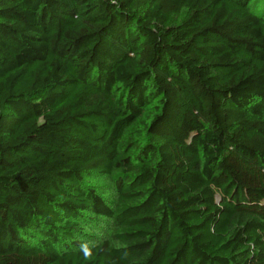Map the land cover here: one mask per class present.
<instances>
[{"label":"trees","instance_id":"1","mask_svg":"<svg viewBox=\"0 0 264 264\" xmlns=\"http://www.w3.org/2000/svg\"><path fill=\"white\" fill-rule=\"evenodd\" d=\"M0 264H264V0H0Z\"/></svg>","mask_w":264,"mask_h":264},{"label":"clouds","instance_id":"2","mask_svg":"<svg viewBox=\"0 0 264 264\" xmlns=\"http://www.w3.org/2000/svg\"><path fill=\"white\" fill-rule=\"evenodd\" d=\"M84 251L86 254H88V249L86 247L84 248Z\"/></svg>","mask_w":264,"mask_h":264},{"label":"rangeland","instance_id":"3","mask_svg":"<svg viewBox=\"0 0 264 264\" xmlns=\"http://www.w3.org/2000/svg\"><path fill=\"white\" fill-rule=\"evenodd\" d=\"M5 259H7V258H5Z\"/></svg>","mask_w":264,"mask_h":264}]
</instances>
